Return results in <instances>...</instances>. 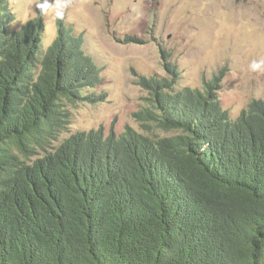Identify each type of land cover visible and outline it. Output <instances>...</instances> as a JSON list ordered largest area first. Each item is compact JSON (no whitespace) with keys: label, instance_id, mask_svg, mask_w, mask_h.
<instances>
[{"label":"trees","instance_id":"1","mask_svg":"<svg viewBox=\"0 0 264 264\" xmlns=\"http://www.w3.org/2000/svg\"><path fill=\"white\" fill-rule=\"evenodd\" d=\"M16 20L0 0V264H264V99L234 118L217 75L142 77L174 136L60 140L105 78L85 34Z\"/></svg>","mask_w":264,"mask_h":264},{"label":"rangeland","instance_id":"2","mask_svg":"<svg viewBox=\"0 0 264 264\" xmlns=\"http://www.w3.org/2000/svg\"><path fill=\"white\" fill-rule=\"evenodd\" d=\"M38 2L10 0L14 27L40 20L47 46L61 22L85 34L105 78L98 88L104 99L67 104L70 120L60 140L77 131L121 134L128 126L153 139L174 136L146 113L154 109L142 77L202 88L217 75L234 118L264 99V71L248 68L264 59V0H71L63 18L41 15Z\"/></svg>","mask_w":264,"mask_h":264},{"label":"clouds","instance_id":"3","mask_svg":"<svg viewBox=\"0 0 264 264\" xmlns=\"http://www.w3.org/2000/svg\"><path fill=\"white\" fill-rule=\"evenodd\" d=\"M70 4L71 0H51V2L43 0V2H38L36 7L39 8L41 15H47L51 11L57 18H63ZM248 68L251 72L264 71V59L252 60Z\"/></svg>","mask_w":264,"mask_h":264}]
</instances>
